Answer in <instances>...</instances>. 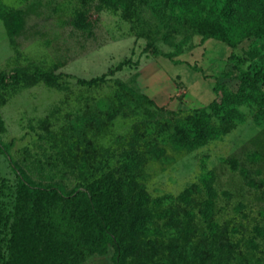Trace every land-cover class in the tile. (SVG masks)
I'll list each match as a JSON object with an SVG mask.
<instances>
[{
  "label": "rangeland",
  "instance_id": "374dc122",
  "mask_svg": "<svg viewBox=\"0 0 264 264\" xmlns=\"http://www.w3.org/2000/svg\"><path fill=\"white\" fill-rule=\"evenodd\" d=\"M239 1L234 18L232 0H0V74L17 76L0 86V142L31 179L65 192L115 166L136 223L123 233L125 264H264L261 103L235 104L229 131L200 148L166 139L222 98L218 84L230 95L240 74L264 69V0ZM210 29L235 45L203 40ZM18 184L0 154L8 214ZM56 220L79 240L69 218ZM82 249L80 264H114L111 246Z\"/></svg>",
  "mask_w": 264,
  "mask_h": 264
},
{
  "label": "trees",
  "instance_id": "16d2710c",
  "mask_svg": "<svg viewBox=\"0 0 264 264\" xmlns=\"http://www.w3.org/2000/svg\"><path fill=\"white\" fill-rule=\"evenodd\" d=\"M161 1L157 0V3ZM195 1L186 0L190 4ZM238 3L241 4V1L232 0L230 5L234 18L239 12ZM234 9L237 12H234ZM166 15L163 13L162 16ZM199 33L203 40L218 39L235 45L228 36V31L217 32L216 29H210L208 33L202 30ZM16 78L15 75L0 74V86L16 85ZM238 79L241 82L238 92L229 95V92H225V85L218 84L215 91L218 94L221 92L222 98L219 97L220 100L211 103L207 109L195 111L181 119L179 125L174 126L173 132L167 134L166 139L189 150L205 146L229 131L238 114L234 106L243 101L260 102L259 115L264 120V69L259 72H243ZM89 83H94V80ZM145 97L154 104L152 99L146 95ZM5 131V121L0 116V132ZM0 154L8 159L19 181L11 214L7 213L1 202L3 186L0 185V264H80L85 255L82 246H87L92 255L104 254L111 246L115 250L114 264H125L127 248L124 245L123 233L136 223H133L132 214L124 213L121 192L128 186L126 181L117 178L118 170L115 166L106 163L100 175L93 177L90 182L77 185L71 192H65L58 185H43L31 179L15 162L10 152V144L0 142ZM132 157V153H126L127 160ZM214 178L211 172L204 177V182L208 187L210 185L211 193V182H214ZM193 192L188 189L182 197H187ZM210 201L212 205V198ZM57 214L69 218L71 223L79 228V240L71 232L60 227L56 220ZM202 215L212 221V209L210 213L203 211ZM209 226L212 230L211 223ZM226 246L227 244H222L215 248L211 245V249L222 253ZM235 246L232 245V248ZM212 250L210 252H213ZM204 251L205 249L202 250ZM235 259V264L241 263Z\"/></svg>",
  "mask_w": 264,
  "mask_h": 264
}]
</instances>
